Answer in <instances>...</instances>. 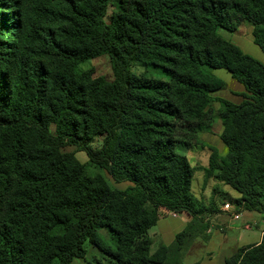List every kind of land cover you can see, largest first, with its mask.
I'll return each instance as SVG.
<instances>
[{
  "label": "trees",
  "instance_id": "trees-1",
  "mask_svg": "<svg viewBox=\"0 0 264 264\" xmlns=\"http://www.w3.org/2000/svg\"><path fill=\"white\" fill-rule=\"evenodd\" d=\"M242 23L264 54V0H0V264H72L86 243L109 264H180L190 231L218 210L191 192L195 169L176 149L203 147L214 117L226 154L209 148L205 177L264 219V64L219 33ZM100 56L111 80L78 71ZM215 70L243 86L239 104L212 97L225 86ZM66 146L129 185L88 176ZM161 209L190 220L152 252ZM223 264H264V230Z\"/></svg>",
  "mask_w": 264,
  "mask_h": 264
},
{
  "label": "rangeland",
  "instance_id": "rangeland-1",
  "mask_svg": "<svg viewBox=\"0 0 264 264\" xmlns=\"http://www.w3.org/2000/svg\"><path fill=\"white\" fill-rule=\"evenodd\" d=\"M111 9L112 7L108 9L107 16L110 15ZM252 31V26L247 23H242L236 27V30L234 32H226L222 30L220 35L223 38L230 40L248 56L264 64V54L253 43ZM90 69L93 70V74L96 77H102L108 81L112 79V72L107 56H100L86 61L78 67L79 72H84ZM131 70L135 74H143L148 78L160 79L164 81L167 80V77L161 72L162 70L156 67H141L140 65H134L132 66ZM212 73L218 78L222 79L225 84L224 90L219 92V97L234 102V104H239L243 100L242 95L245 93L243 86L233 79H224L221 76L223 74L221 72L212 71ZM216 106L217 104L213 103L211 107L214 112H217V110L220 108V105L218 109ZM217 121H219L218 118L214 117L212 124H214L215 122L217 123ZM210 130L211 129L209 128V130L207 131L200 132L199 136H201L202 134H211ZM213 130L217 131V125L213 128ZM51 131H53V127H51ZM212 134L213 135H211V138L207 139L206 141H203L200 138L199 140L203 144V147H201V145H198L197 147L202 148L203 151L206 152L208 151L206 147L211 146L209 145L211 144V142L215 144L219 143V146H215L216 149H218L221 154H226V148L221 142H218V134L214 132ZM101 141V137L95 138L92 142V146L94 148H98L101 145ZM193 146L196 147V145ZM181 148H187V146L177 145L176 152L178 154L184 155L183 151H180ZM64 151L73 152L75 154L76 159L84 165L85 171L88 176L100 174L105 178L109 186L116 189H124L129 185L128 183H115L105 173L104 170H101L90 164L87 160L86 154L84 152L76 151V148L74 146H66L64 148ZM192 157H194V161H197L198 165H207V156H205L203 160L200 155H198L197 158L195 157V155ZM192 157L189 155V161L191 163ZM202 175L203 172L199 171L193 174L191 191L194 196L197 199L202 200L205 205H209L211 202H213L216 206V209L218 210V213L213 216L205 215L203 217V220L201 221V226L190 231V236H188V238L185 237L186 239L184 240L181 249L172 258L173 260H178L180 264H203V262H205V264H208L207 260L211 259V251L218 254L222 249L229 257L238 248L247 244L259 242L261 240L262 231L264 230V219L260 214L255 212L238 211L234 203H232V200L238 198V194L229 187L216 186V190L213 191L212 194V190L206 187V185H204V189L202 190ZM218 191L222 193L221 196H219V194L217 193ZM201 192L203 193L202 195H204L205 198L201 197ZM228 196L231 199H229ZM225 205H228V208H225ZM237 215L238 218H235V216ZM248 215L252 216V219H249ZM189 220H186L185 223L181 224L177 228L170 227L171 223L173 222L177 224L182 223L183 221L180 219L175 220V216H173L172 213L165 211L160 212L156 228L150 230V233L148 235L151 240L152 251H156L160 246L167 247L172 245L175 236L185 229L186 224ZM205 225L207 226L206 229L201 230ZM161 233H166L167 236H164L163 238V236H161ZM101 235L103 236L105 241L108 242L110 248L114 249V244L110 240V236L107 234V232L102 230ZM85 250L86 254L84 258L80 260H74L72 264H109L108 258L100 253L97 249L92 248L90 244H85ZM212 262L213 264H215L214 261Z\"/></svg>",
  "mask_w": 264,
  "mask_h": 264
},
{
  "label": "crops",
  "instance_id": "crops-1",
  "mask_svg": "<svg viewBox=\"0 0 264 264\" xmlns=\"http://www.w3.org/2000/svg\"><path fill=\"white\" fill-rule=\"evenodd\" d=\"M220 34H221V31L219 32ZM227 40V39H226ZM230 41V40H229ZM231 42V41H230ZM239 48V47H238ZM241 50V49H240ZM244 53V52H243ZM245 54V53H244ZM214 72H221V73H223L221 76L224 78V79H232L231 78V76H230V74L227 72V71H225V70H215ZM216 76V75H215ZM217 77V76H216ZM221 77V78H222ZM218 78V77H217ZM220 79V78H219ZM222 80V79H221ZM222 90H224V88L222 89ZM222 90H220V91H222ZM220 91H218L217 93H214L213 95H212V97L213 98H217V99H222V100H225V101H228V102H231V101H229V100H227V99H224V98H221V97H219L220 96ZM213 103H215V104H217V109L219 108V103L218 102H213ZM213 103L211 104V107H212V105H213ZM231 103H233L234 104V102H231ZM236 103V102H235ZM215 108V107H214ZM219 120V119H218ZM217 125V131H215V130H213V128L215 127ZM210 133L211 134H202L201 136H199V139L201 138L203 141H206L207 139H209V138H211V135H213L212 133L214 132V133H216V134H218V137H219V134L221 133V130H222V127H221V122H220V120L219 121H217V123L215 122L214 124H212L211 123V126H210ZM201 140V141H202ZM216 142V141H215ZM218 142H221V140H220V138L218 139ZM217 143V142H216ZM222 143V142H221ZM223 144V143H222ZM209 145H211V146H207L206 148H207V150L208 151H206V152H204L203 151V149L202 148H200V147H194V146H190V147H187V148H181V150L180 151H183V154H184V156L187 158V160H188V162H189V164H190V166L191 167H193L195 170H194V173L195 172H197V171H199V172H203V175H202V177H203V184L201 185V189L203 190L204 189V185H206V187H208V188H210L211 190H212V192H211V194L213 193V191H215L216 189H215V187L216 186H224V185H222V184H220V183H218V182H216L214 179H212V178H206L205 177V174H204V169H207L208 167H209V157H210V150H209V148H212V149H215L216 151H217V153H218V155L219 156H221V157H223L225 154H221L219 151H218V149H216V145L217 146H219L220 144L219 143H217V144H215V143H213V142H211V144H209ZM224 145V144H223ZM209 147V148H208ZM225 147V146H224ZM225 153H226V151H225ZM189 155L192 157V156H194L195 155V157L197 158V156L198 155H200L201 157H202V160L204 159V157L205 156H207V158H206V160H207V165L206 166H203V165H198L197 164V161H194V157H192V163L189 161ZM204 162V161H203ZM193 173V174H194ZM193 179V178H192ZM192 184V183H191ZM218 190V189H217ZM192 192V191H191ZM206 193H207V191H206ZM205 193V194H206ZM218 194H219V196H221L222 195V193H220V191H218L217 192ZM203 193L201 192V197L202 198H205L204 197V195H202ZM200 197V198H201ZM228 198H229V196H228ZM229 199H231V198H229ZM162 211H165V210H160L159 211V213L160 212H162ZM166 212H169V211H166ZM248 217H249V219H252V216H250V215H248ZM254 218V217H253ZM176 219H180V220H182L183 222L182 223H175V222H173V223H171V226L170 227H179L181 224H183V223H185V221L186 220H189V217L187 216V215H185V214H183V213H181V214H176L175 213V220ZM254 221V220H253ZM158 223V222H157ZM157 225V224H156ZM156 225H155V227H153L151 230H153L154 228H156ZM150 233V232H149ZM174 235V234H173ZM161 236H163V238H164V236L166 237L167 235H166V233H161ZM260 242V241H259ZM259 242H255V243H251V244H256V243H259ZM151 251H152V248H151ZM153 252V251H152ZM210 256H211V259L210 260H207V263L208 264H213V262L212 261H214V263L215 264H223V261H224V259L225 258H227L228 257V255L224 252V250L222 249L218 254L217 253H213V251H211V254H210ZM74 260H80V259H74ZM73 260V261H74ZM203 264H205V262H203Z\"/></svg>",
  "mask_w": 264,
  "mask_h": 264
},
{
  "label": "built area",
  "instance_id": "built-area-1",
  "mask_svg": "<svg viewBox=\"0 0 264 264\" xmlns=\"http://www.w3.org/2000/svg\"><path fill=\"white\" fill-rule=\"evenodd\" d=\"M225 208H228V205H225ZM166 212V211H165ZM169 213H172V212H169ZM173 216H175V213H172ZM235 218H238V215L235 216Z\"/></svg>",
  "mask_w": 264,
  "mask_h": 264
}]
</instances>
